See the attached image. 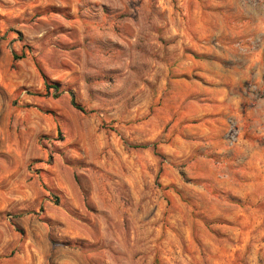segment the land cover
I'll return each instance as SVG.
<instances>
[{"label":"rangeland","instance_id":"1","mask_svg":"<svg viewBox=\"0 0 264 264\" xmlns=\"http://www.w3.org/2000/svg\"><path fill=\"white\" fill-rule=\"evenodd\" d=\"M0 264H264V0H0Z\"/></svg>","mask_w":264,"mask_h":264},{"label":"trees","instance_id":"2","mask_svg":"<svg viewBox=\"0 0 264 264\" xmlns=\"http://www.w3.org/2000/svg\"><path fill=\"white\" fill-rule=\"evenodd\" d=\"M19 57H17V59H18ZM21 58H23V57H20V59ZM46 89L47 90H50V89H54V90H57L58 88L56 87V86H49V85H46ZM72 106L75 108V109H77V110H79L80 112H84V110H83V108H81V107H79L76 103H75V101H74V99L72 98Z\"/></svg>","mask_w":264,"mask_h":264}]
</instances>
